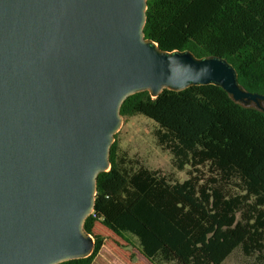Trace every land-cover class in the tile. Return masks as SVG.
Masks as SVG:
<instances>
[{"label":"water","instance_id":"1","mask_svg":"<svg viewBox=\"0 0 264 264\" xmlns=\"http://www.w3.org/2000/svg\"><path fill=\"white\" fill-rule=\"evenodd\" d=\"M147 0H0V264L88 257L84 229L122 103L215 85L263 111L220 57L144 36Z\"/></svg>","mask_w":264,"mask_h":264},{"label":"trees","instance_id":"2","mask_svg":"<svg viewBox=\"0 0 264 264\" xmlns=\"http://www.w3.org/2000/svg\"><path fill=\"white\" fill-rule=\"evenodd\" d=\"M143 32L164 51L225 59L244 91L264 95V0H147ZM120 114L149 119L155 146L186 178L149 169L114 141L84 223L93 250L60 264L93 263L104 246L96 225L134 238L151 264H222L237 249L264 264L263 111L201 85L133 94Z\"/></svg>","mask_w":264,"mask_h":264},{"label":"rangeland","instance_id":"3","mask_svg":"<svg viewBox=\"0 0 264 264\" xmlns=\"http://www.w3.org/2000/svg\"><path fill=\"white\" fill-rule=\"evenodd\" d=\"M153 124L143 116L123 118L114 141L121 149L140 160L149 169H159L163 173H173L179 181L186 178L184 172L174 171L170 157L155 146L151 130ZM95 233L104 237V246L92 264H151L137 250L134 238L125 234L126 240L118 237L100 225H96ZM222 264H253L245 258L240 250H235Z\"/></svg>","mask_w":264,"mask_h":264}]
</instances>
